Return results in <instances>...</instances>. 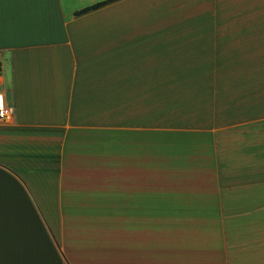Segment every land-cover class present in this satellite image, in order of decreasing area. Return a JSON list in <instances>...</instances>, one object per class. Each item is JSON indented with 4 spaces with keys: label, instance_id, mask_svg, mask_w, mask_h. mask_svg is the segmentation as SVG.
Masks as SVG:
<instances>
[{
    "label": "crops",
    "instance_id": "obj_1",
    "mask_svg": "<svg viewBox=\"0 0 264 264\" xmlns=\"http://www.w3.org/2000/svg\"><path fill=\"white\" fill-rule=\"evenodd\" d=\"M0 96V264H264V0H0Z\"/></svg>",
    "mask_w": 264,
    "mask_h": 264
},
{
    "label": "built area",
    "instance_id": "obj_2",
    "mask_svg": "<svg viewBox=\"0 0 264 264\" xmlns=\"http://www.w3.org/2000/svg\"><path fill=\"white\" fill-rule=\"evenodd\" d=\"M7 115V109L4 106L3 102H2V98L0 96V118H3Z\"/></svg>",
    "mask_w": 264,
    "mask_h": 264
},
{
    "label": "trees",
    "instance_id": "obj_3",
    "mask_svg": "<svg viewBox=\"0 0 264 264\" xmlns=\"http://www.w3.org/2000/svg\"><path fill=\"white\" fill-rule=\"evenodd\" d=\"M96 4H98V3H94V4H92L91 6L96 5ZM88 7H89V6L83 8V9H86V8H88ZM83 9H82V10H83Z\"/></svg>",
    "mask_w": 264,
    "mask_h": 264
}]
</instances>
